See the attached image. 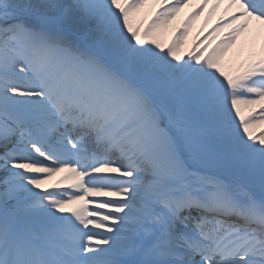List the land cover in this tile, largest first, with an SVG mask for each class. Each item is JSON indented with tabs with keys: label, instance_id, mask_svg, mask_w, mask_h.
I'll return each mask as SVG.
<instances>
[{
	"label": "snow or ice",
	"instance_id": "snow-or-ice-1",
	"mask_svg": "<svg viewBox=\"0 0 264 264\" xmlns=\"http://www.w3.org/2000/svg\"><path fill=\"white\" fill-rule=\"evenodd\" d=\"M151 2L0 0V264H264V0Z\"/></svg>",
	"mask_w": 264,
	"mask_h": 264
},
{
	"label": "bare ground",
	"instance_id": "bare-ground-1",
	"mask_svg": "<svg viewBox=\"0 0 264 264\" xmlns=\"http://www.w3.org/2000/svg\"><path fill=\"white\" fill-rule=\"evenodd\" d=\"M200 2V0H191V3L187 5L185 8L181 10L179 14L169 23L166 30H164L163 35L161 36V42L167 47L168 43L171 41L173 36L178 32L179 29L182 28L183 22L187 18L188 14L193 10V8ZM214 0H210L209 5L207 8L204 9V11L195 18V20L192 23L191 30L188 33V39L184 44V47L181 49L180 54L184 55L187 53L190 48L192 47V43L194 40H196L198 37H202L204 34H206L216 23L217 21L225 14V8L226 6L220 5V7L216 10L214 14L211 15L209 18V11L212 8V3ZM159 7L158 4L152 3L150 0V3L146 5L135 17L134 22L135 23H147L151 18L152 15L155 13L157 8ZM202 29V31H201ZM223 31H227V29H224ZM223 35V32H221L216 38L219 39L220 36ZM244 38L242 37V40ZM215 43V41H213ZM238 45L235 46L232 50H230L228 57H226V63L224 65V70L226 72L230 71L229 64L227 61H231L232 67L239 63L240 60H243L247 57L248 53L245 51L243 54L237 59L235 56V53L237 51ZM253 108H259L258 105L251 106L244 108L242 107V112L247 115ZM264 128V126H260L256 129H254L255 132L261 131V129ZM56 179H59V177H55L53 179V182H55ZM47 186V185H46Z\"/></svg>",
	"mask_w": 264,
	"mask_h": 264
},
{
	"label": "rangeland",
	"instance_id": "rangeland-1",
	"mask_svg": "<svg viewBox=\"0 0 264 264\" xmlns=\"http://www.w3.org/2000/svg\"><path fill=\"white\" fill-rule=\"evenodd\" d=\"M246 49V48H245Z\"/></svg>",
	"mask_w": 264,
	"mask_h": 264
}]
</instances>
